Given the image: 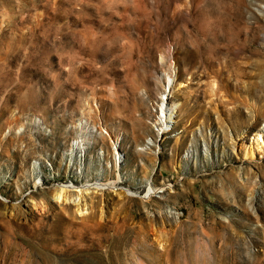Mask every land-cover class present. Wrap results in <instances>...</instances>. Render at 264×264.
I'll return each mask as SVG.
<instances>
[{"label":"rangeland","instance_id":"obj_1","mask_svg":"<svg viewBox=\"0 0 264 264\" xmlns=\"http://www.w3.org/2000/svg\"><path fill=\"white\" fill-rule=\"evenodd\" d=\"M0 35V264H264V0H0Z\"/></svg>","mask_w":264,"mask_h":264},{"label":"bare ground","instance_id":"obj_2","mask_svg":"<svg viewBox=\"0 0 264 264\" xmlns=\"http://www.w3.org/2000/svg\"><path fill=\"white\" fill-rule=\"evenodd\" d=\"M180 1V0H179ZM245 5V3H244ZM247 5V4H246ZM249 7V6H248ZM201 8H204V7H201ZM242 7H239V10L238 12L242 13ZM245 9V8H244ZM189 10V9H188ZM200 11V9H198ZM205 10V9H203ZM187 13V11H185ZM190 12V11H189ZM202 12V11H201ZM205 12V11H204ZM244 12V11H243ZM189 14V13H188ZM205 14V13H204ZM203 17V16H202ZM225 29H224V26L222 27L223 30L225 31V47L227 48V51H232V52H236V51H240L241 49H243L245 46H246V43H250V41H252L253 39H255L256 37L255 36H250V37H239V33L237 31H235V29L229 25H225ZM199 32H200V36L202 37L203 40L205 41H208L210 40L212 37H214L215 35H218V30L217 28L212 25L211 23H209V21H204L202 22L201 24H199ZM7 35V34H6ZM1 36V35H0ZM4 36V35H2ZM29 36V35H28ZM14 37H16L14 35ZM19 37V36H18ZM16 37V39H13L11 41L8 40V42H6L5 40V43L4 44H0V49L2 48L3 49V46H6V50L2 51V59H8L7 56L8 53L12 52L15 53V55L13 56V61H15V59H19L20 57V54H24V52L21 50V47L22 49H25L27 48L28 46V43L29 41L27 40V42L25 41V38H22L21 37ZM4 39V37H2ZM6 38V37H5ZM30 38V37H29ZM35 38V37H34ZM61 38L60 39V46H59V50L61 51L60 53H62L61 55V60L63 63H67V64H71V62L73 61V59H75V50L73 49V46L75 45L76 41L74 40V36H71L69 34L68 31L62 33L61 35ZM216 38V37H215ZM10 39V38H8ZM2 40V39H1ZM0 40V41H1ZM2 42V41H1ZM32 42V40H31ZM34 42V40H33ZM37 42H38V39H37ZM40 43V42H39ZM44 43V42H43ZM46 43V41H45ZM44 43V46H46V44ZM37 44V43H36ZM42 44V43H41ZM31 45V44H30ZM29 45V47H31ZM40 45V44H39ZM58 45V44H57ZM35 46V45H34ZM43 46V45H42ZM80 47V46H79ZM82 47V46H81ZM40 48V47H39ZM47 48V47H45ZM42 47V51H44L43 49H45ZM58 48V47H57ZM15 49V50H13ZM28 49V48H27ZM34 49V47H33ZM31 49V50H33ZM37 49V48H36ZM40 50V51H41ZM40 51L38 50V52L40 53ZM47 52V50H45ZM79 51V50H78ZM252 51V50H251ZM23 52V53H21ZM33 52V51H31ZM59 52V51H58ZM89 54L90 55H94V51L93 50H88ZM1 53V52H0ZM29 52H27L28 54ZM34 53V52H33ZM38 53V54H39ZM44 53V52H42ZM48 53V52H47ZM12 54V53H11ZM10 54V55H11ZM37 54V52H36ZM37 54V55H38ZM59 54V53H58ZM1 55V54H0ZM19 55V56H18ZM25 55V54H24ZM29 55H32L31 53H29ZM34 55V54H33ZM36 55V56H37ZM49 56V55H47ZM23 57V56H22ZM28 57V56H27ZM33 57V56H32ZM41 57V56H40ZM44 57V56H43ZM46 57V55H45ZM11 58V57H10ZM24 59V58H23ZM22 59V60H23ZM34 59H36L34 57ZM39 59V58H38ZM50 59V57H49ZM3 60V61H4ZM11 60V59H10ZM29 60V59H28ZM33 60V58H32ZM32 60H30V63L32 62ZM42 61L44 60L45 61H48V58H42L41 59ZM39 59V61H41ZM76 60V59H75ZM1 61V60H0ZM7 61V60H6ZM12 61V60H11ZM50 61V60H49ZM48 61V62H49ZM176 61V60H175ZM2 62V61H1ZM35 62V60H34ZM38 62V61H37ZM61 62V61H59ZM61 62V63H62ZM92 62V61H91ZM3 63V62H2ZM26 63H29L26 62ZM40 62H38L39 64ZM43 63V62H42ZM233 60H231L230 58H227L224 60V62H222V65L220 66L219 69H216L214 71V74L219 78L220 75L222 74V69H226L225 71L223 72H230L231 74L233 75H245V76H250L251 73L246 70L245 68L243 69L242 67H239V66H234L233 64ZM10 64V63H9ZM24 64V63H23ZM51 64V63H50ZM87 64V63H86ZM25 65V64H24ZM176 65V64H175ZM254 66H256L257 68L262 66V63L260 61H255L254 62ZM11 67V66H10ZM17 67V66H16ZM65 67V66H64ZM178 67V66H177ZM24 68V67H23ZM73 68V66H72ZM180 69V68H178ZM186 69V68H185ZM23 70V69H22ZM32 71V70H31ZM182 72V71H181ZM188 72V71H187ZM190 72V71H189ZM188 72V74H190ZM193 72V71H192ZM178 73V72H177ZM184 73V72H183ZM195 73V72H194ZM199 73V72H198ZM183 75V74H182ZM258 75V79L256 80H252V81H249L246 85H245V91L249 92L252 96L254 97H258L260 93H262L264 95V72L263 71H259L257 73ZM189 76V75H188ZM202 76V75H201ZM174 77V75L170 76H166V81L164 83V91L161 93V95L159 96V102H158V109L160 111V114L161 117L163 118V122L164 124L166 125V131H168L171 127V124H170V127H168V122L172 121V113L175 112V105L173 103H169L168 102V93H169V89H170V86L171 84L173 83V80L172 78ZM178 77V76H177ZM197 77V76H195ZM222 78V77H221ZM174 79V78H173ZM190 79V78H188ZM198 79V78H197ZM200 79V77H199ZM193 81V80H192ZM173 85V84H172ZM256 91V92H255ZM158 101V100H157ZM239 101H241V103H244V99H240ZM260 110H264V102L262 104H259V106L257 107H254V112L256 115H258V113L260 112ZM163 129V128H162ZM100 186V185H98ZM70 189L68 188L67 185L65 184H62V185H59L58 188L55 189V191H53L52 193V196L54 197V199H56L57 201H61V202H66L68 201L69 199V196L71 195L70 194ZM77 191L81 194V189L80 188H77ZM79 197L76 201V205H77V208H79L78 206L80 205L79 202ZM81 207V206H80ZM85 207V206H83ZM81 209V208H80ZM84 210V209H83ZM82 211V210H81ZM84 212V211H83ZM245 215L248 216L249 219H253V216L251 215V213H245ZM102 254V253H101ZM105 256V255H104Z\"/></svg>","mask_w":264,"mask_h":264}]
</instances>
